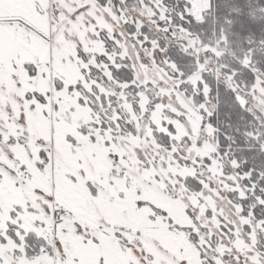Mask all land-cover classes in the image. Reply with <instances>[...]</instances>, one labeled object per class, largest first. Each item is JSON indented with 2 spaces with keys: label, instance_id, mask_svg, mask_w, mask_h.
Returning <instances> with one entry per match:
<instances>
[{
  "label": "snow or ice",
  "instance_id": "obj_1",
  "mask_svg": "<svg viewBox=\"0 0 264 264\" xmlns=\"http://www.w3.org/2000/svg\"><path fill=\"white\" fill-rule=\"evenodd\" d=\"M0 264H264V0H0Z\"/></svg>",
  "mask_w": 264,
  "mask_h": 264
}]
</instances>
